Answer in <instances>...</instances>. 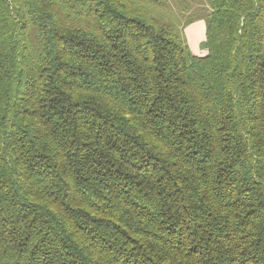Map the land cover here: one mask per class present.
Wrapping results in <instances>:
<instances>
[{
    "label": "trees",
    "instance_id": "trees-1",
    "mask_svg": "<svg viewBox=\"0 0 264 264\" xmlns=\"http://www.w3.org/2000/svg\"><path fill=\"white\" fill-rule=\"evenodd\" d=\"M181 1L0 0V264H264V0Z\"/></svg>",
    "mask_w": 264,
    "mask_h": 264
},
{
    "label": "rangeland",
    "instance_id": "rangeland-1",
    "mask_svg": "<svg viewBox=\"0 0 264 264\" xmlns=\"http://www.w3.org/2000/svg\"><path fill=\"white\" fill-rule=\"evenodd\" d=\"M182 1H181V4H182ZM171 2L174 3L173 1H171ZM184 3L185 4L187 3L188 8H189V12L191 14L207 15L208 12L210 11L206 0H184ZM188 14L189 13H186L185 15H188ZM202 21L204 22L203 19H202ZM190 24H192V23H190ZM186 27H184L183 32H184L185 40L187 42V45H188L190 51L192 52V54H195V55H203L205 53V50H203L201 47V45H203L202 43L204 42L203 35H202V39L201 38L198 39V37H199L198 35H199L201 30L199 29V27L197 25H194V26L192 25V26H189L187 28ZM191 32H192V35L195 36V34H196V36H198V37L192 38Z\"/></svg>",
    "mask_w": 264,
    "mask_h": 264
},
{
    "label": "crops",
    "instance_id": "crops-1",
    "mask_svg": "<svg viewBox=\"0 0 264 264\" xmlns=\"http://www.w3.org/2000/svg\"><path fill=\"white\" fill-rule=\"evenodd\" d=\"M194 26V25H197L198 27H199V29L201 30L200 31V33H199V37L198 36H196V34H195V36L194 35H192V32H191V36H192V38H196V37H198V39H202V35H203V37L205 38V22H203L202 20H198V21H195V22H193L192 24H190V25H188L187 27H189V26ZM186 27V28H187ZM191 38V37H190Z\"/></svg>",
    "mask_w": 264,
    "mask_h": 264
}]
</instances>
